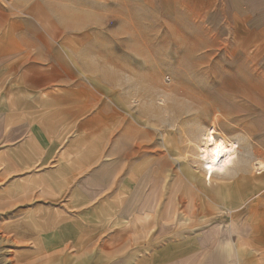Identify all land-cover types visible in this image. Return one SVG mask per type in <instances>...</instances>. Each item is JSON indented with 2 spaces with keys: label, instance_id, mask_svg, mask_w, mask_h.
<instances>
[{
  "label": "rangeland",
  "instance_id": "1",
  "mask_svg": "<svg viewBox=\"0 0 264 264\" xmlns=\"http://www.w3.org/2000/svg\"><path fill=\"white\" fill-rule=\"evenodd\" d=\"M196 9L126 0L77 42L92 101L0 145V264H264V48ZM210 127L238 142L224 175Z\"/></svg>",
  "mask_w": 264,
  "mask_h": 264
},
{
  "label": "crops",
  "instance_id": "2",
  "mask_svg": "<svg viewBox=\"0 0 264 264\" xmlns=\"http://www.w3.org/2000/svg\"><path fill=\"white\" fill-rule=\"evenodd\" d=\"M164 1L195 4L197 16L211 17L213 25L219 19V24L232 27L234 34L258 36L264 48V0ZM125 2L0 0V145L7 147L4 157L11 155L13 147L40 144L32 140V131L45 136L46 115H52L55 124V115L76 114L77 103L87 107L92 101L91 87L78 79L82 63L74 55L76 45L94 31L108 34L107 19L112 14L123 16ZM93 76L99 82L108 80L103 72ZM99 112L101 119H115L119 109L103 106ZM227 140L235 142L238 149L237 141Z\"/></svg>",
  "mask_w": 264,
  "mask_h": 264
},
{
  "label": "bare ground",
  "instance_id": "3",
  "mask_svg": "<svg viewBox=\"0 0 264 264\" xmlns=\"http://www.w3.org/2000/svg\"><path fill=\"white\" fill-rule=\"evenodd\" d=\"M216 134L217 131L213 127L207 129V131L203 134L202 144L199 145V155L205 162V165L215 169L221 174H224L226 173L228 167L234 164L238 150L237 145L234 142L229 141L223 137H218ZM220 147L227 149L228 151L223 153L219 159H215L216 149ZM255 165L256 170L261 171L262 169H264L263 162L256 163Z\"/></svg>",
  "mask_w": 264,
  "mask_h": 264
},
{
  "label": "snow or ice",
  "instance_id": "4",
  "mask_svg": "<svg viewBox=\"0 0 264 264\" xmlns=\"http://www.w3.org/2000/svg\"><path fill=\"white\" fill-rule=\"evenodd\" d=\"M227 151H228L227 149H224V148H222V147L217 148V149H216V152H215V159H219L220 156H221L223 153L227 152Z\"/></svg>",
  "mask_w": 264,
  "mask_h": 264
}]
</instances>
